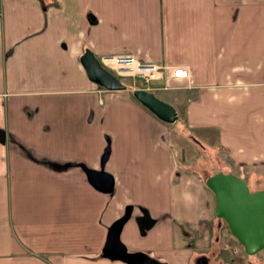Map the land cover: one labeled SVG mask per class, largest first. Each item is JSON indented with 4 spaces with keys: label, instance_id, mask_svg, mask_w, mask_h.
I'll return each mask as SVG.
<instances>
[{
    "label": "crops",
    "instance_id": "crops-1",
    "mask_svg": "<svg viewBox=\"0 0 264 264\" xmlns=\"http://www.w3.org/2000/svg\"><path fill=\"white\" fill-rule=\"evenodd\" d=\"M85 48L188 77L106 89L88 78ZM139 86L230 169L264 171V0H0V264H129L104 254L125 206L127 250L164 264L217 251L225 233L198 155L132 95ZM87 168L110 172L111 190Z\"/></svg>",
    "mask_w": 264,
    "mask_h": 264
},
{
    "label": "water",
    "instance_id": "water-1",
    "mask_svg": "<svg viewBox=\"0 0 264 264\" xmlns=\"http://www.w3.org/2000/svg\"><path fill=\"white\" fill-rule=\"evenodd\" d=\"M91 21L92 14L87 15ZM80 62L92 81L106 89H125L127 84L112 70L105 67L94 53L85 48L81 53ZM132 95L148 108L154 116L168 122L177 119L175 107L168 101L156 95L155 91L145 87H132ZM198 141V140H196ZM88 178L99 190L110 191L112 175L100 169H86ZM204 183L214 195V214L225 221L230 232L241 242L245 252L249 255L264 249V187L250 189L245 178L233 172L218 170L207 175ZM130 206H126L124 213L111 226L104 245V254L109 259H120L129 264H164L157 257L142 250H127L120 242L119 231L122 222L129 215ZM205 261L204 255L199 263Z\"/></svg>",
    "mask_w": 264,
    "mask_h": 264
},
{
    "label": "rangeland",
    "instance_id": "rangeland-1",
    "mask_svg": "<svg viewBox=\"0 0 264 264\" xmlns=\"http://www.w3.org/2000/svg\"><path fill=\"white\" fill-rule=\"evenodd\" d=\"M120 78L123 81L127 82H131L130 80L133 79H135L136 81L139 80L138 76H120ZM170 126L172 132H174L175 135H177L181 141L184 140V142L189 145L192 151H194L198 155V157L194 156L192 158V164L196 169H198V171H201L202 179H204L207 175L218 170L228 172L231 171L233 172V174L238 173L234 171V169H230L228 167L229 165L227 164L223 151H220V148L216 146V142H214L212 139L203 140L202 136L198 133H196V136L194 132L187 130L182 123L180 124V120L178 117L173 122H170ZM198 137L202 140L198 139ZM196 138L198 139V141H196ZM237 175L241 177L243 175L246 178L245 181L249 185L250 189H261V187H264V171H255L248 174L244 173L242 175L238 173ZM208 192L211 205L214 206V195L211 190H208ZM217 218L220 223L219 226L221 225L223 233H225V237L219 240L220 244H218L219 248L216 247L217 251L209 252V254H207L208 256L204 255L207 258L209 264H219L222 260H226L227 258L234 259L238 264H264V249H260L257 252L249 255L247 252H245L241 242L237 241L236 237L230 232L231 230L228 229V226L226 225L225 221H223L222 218ZM218 228V230H220V227ZM225 246L227 247L223 250L222 247ZM147 254L154 256L149 252ZM194 264H197V262L195 263L194 261Z\"/></svg>",
    "mask_w": 264,
    "mask_h": 264
},
{
    "label": "built area",
    "instance_id": "built-area-1",
    "mask_svg": "<svg viewBox=\"0 0 264 264\" xmlns=\"http://www.w3.org/2000/svg\"><path fill=\"white\" fill-rule=\"evenodd\" d=\"M100 63L111 69L119 76H138L140 80L159 79L163 76L188 77V71L184 67L156 65L140 62L130 53L126 54H105L99 57Z\"/></svg>",
    "mask_w": 264,
    "mask_h": 264
},
{
    "label": "flooded vegetation",
    "instance_id": "flooded-vegetation-1",
    "mask_svg": "<svg viewBox=\"0 0 264 264\" xmlns=\"http://www.w3.org/2000/svg\"><path fill=\"white\" fill-rule=\"evenodd\" d=\"M201 256H202V255H201ZM201 256H200V257H201ZM204 258H205V261H203V262H201V263H199L200 258H197V264H209L207 258H206L205 256H204Z\"/></svg>",
    "mask_w": 264,
    "mask_h": 264
}]
</instances>
